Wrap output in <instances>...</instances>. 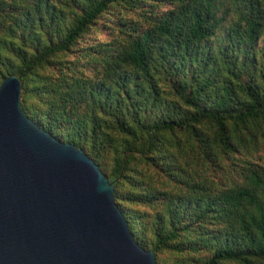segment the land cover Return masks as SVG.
Masks as SVG:
<instances>
[{
  "label": "trees",
  "instance_id": "16d2710c",
  "mask_svg": "<svg viewBox=\"0 0 264 264\" xmlns=\"http://www.w3.org/2000/svg\"><path fill=\"white\" fill-rule=\"evenodd\" d=\"M11 75L156 264H264V0H0Z\"/></svg>",
  "mask_w": 264,
  "mask_h": 264
},
{
  "label": "water",
  "instance_id": "95a60500",
  "mask_svg": "<svg viewBox=\"0 0 264 264\" xmlns=\"http://www.w3.org/2000/svg\"><path fill=\"white\" fill-rule=\"evenodd\" d=\"M0 264H156L99 166L27 117L14 75L0 84Z\"/></svg>",
  "mask_w": 264,
  "mask_h": 264
},
{
  "label": "rangeland",
  "instance_id": "374dc122",
  "mask_svg": "<svg viewBox=\"0 0 264 264\" xmlns=\"http://www.w3.org/2000/svg\"><path fill=\"white\" fill-rule=\"evenodd\" d=\"M164 9V8H163ZM95 37L98 39V40H101V41H107L108 40V32H97L95 33ZM259 156L262 157V159H264V152H260L259 153Z\"/></svg>",
  "mask_w": 264,
  "mask_h": 264
}]
</instances>
